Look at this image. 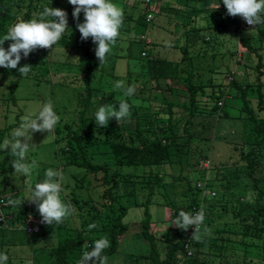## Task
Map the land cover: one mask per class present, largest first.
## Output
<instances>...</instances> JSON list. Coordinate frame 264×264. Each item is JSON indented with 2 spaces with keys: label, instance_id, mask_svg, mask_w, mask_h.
<instances>
[{
  "label": "trees",
  "instance_id": "obj_1",
  "mask_svg": "<svg viewBox=\"0 0 264 264\" xmlns=\"http://www.w3.org/2000/svg\"><path fill=\"white\" fill-rule=\"evenodd\" d=\"M111 2L115 4V0ZM155 3V0H146L144 7H139L137 17L124 16L122 27L130 20L135 24V29L149 27L156 20V15L176 17L180 22L177 24V34L182 33L181 38L186 40L185 44L176 45L182 54L179 62L182 65L193 60L191 50L197 48L199 34L207 31L220 36L233 31L239 42L238 52L244 58L247 78L243 80L238 71L230 81L229 71L225 75L218 71L217 74L224 75L222 78L203 81L202 77L196 76L197 71L193 70V74L186 70L182 76L170 77L171 82L164 87L159 82H151L150 90L143 92L151 96V93L159 91L162 98L155 104L151 98L143 99L149 103L148 111L140 112L144 107L134 101L135 94L125 98L131 106L134 127L124 121L118 124L113 118L107 127L97 128L94 121L97 110L90 109V104L94 100L93 84L96 74L104 63L99 64L93 53L95 43L92 38L81 40L76 24L84 21V15H80L77 21L72 16L73 10L65 2L59 4L55 0H0V38L13 24L31 19L39 20L44 7H53L67 13L69 29L63 34L65 36L60 40L61 45H73L80 51L84 97L80 101L77 126H65L68 143L62 154L68 166L83 168L88 175L94 176L100 182L99 187L103 188V193L99 198L82 194L84 184L78 185L75 193L66 199L61 191L60 198L63 202L71 198L70 202L75 209L73 219L82 218V223L81 226H73L71 216L63 224L57 225L58 245L49 252L48 264H77L83 251H90L93 242L102 237H107L111 244L103 255L107 260L114 256L129 236L130 226L125 222L129 206L144 208V219L140 223L141 234L148 242L150 252L142 258L127 255L126 259L143 261L146 258V264H264V23L255 25L252 29L243 27L239 18L227 14L222 0H186L184 7L169 5L168 8H158ZM198 5H202V8L194 10ZM152 28L155 29L153 26ZM141 40L147 45L151 44L144 36ZM216 41L218 42L217 39ZM10 43L11 41H5L3 47L7 49ZM209 46L211 44H206L204 48L208 49ZM47 51L48 49L38 48L26 58L22 54L21 61L12 72L17 78L15 87L19 79L30 78L42 82L50 76ZM215 56L216 53L212 54L213 58ZM143 57H149L147 50L142 51ZM249 59L254 60V65L246 62ZM24 65L32 66L27 77L20 75L18 71ZM136 77L140 78L132 73L126 76L125 86H134L132 80ZM209 87L212 90L207 92ZM179 88L182 89L180 93ZM14 89L11 90L12 96ZM139 89L136 88V91ZM166 92L170 94L166 95ZM201 96L207 101L201 103ZM227 96L231 99L227 100ZM104 98L97 102L100 107H111L110 100L116 101L114 105L120 101L115 94L110 99ZM13 99L15 101L14 96ZM222 101H225V106L220 108L219 103ZM232 101L239 104L235 120L240 122L241 127L239 133L221 135L224 121L233 118L225 110ZM157 120L159 123H156ZM1 136L0 132V145ZM161 146L165 158L159 165L162 171H156L153 160ZM122 148L148 156L141 174L135 171L125 172L130 157L117 156L116 149ZM101 156L103 159H98ZM183 169L195 173L197 181H203L204 184L194 188V179H188L187 175L180 176V180L188 183V192L192 196L184 206H178L170 199L163 205L168 209L167 221L164 223L169 229L164 252L152 232L155 223L151 206L157 203L154 198L158 190L174 186L175 172ZM45 170L44 167L38 172L35 184L43 181ZM0 184L4 191L0 190L7 199L21 197L20 193L9 190L8 180L1 181ZM64 188L67 191L70 189L68 185L62 184V190ZM198 192L205 193L204 201L198 200ZM249 194H252L254 203L246 202ZM195 207L204 209V228L200 232V242L195 241L192 247L193 256H188V253L182 254V251L190 243L192 227L184 231L175 227L172 221L181 210L193 214ZM6 209L11 215L10 227L0 232L11 231L16 227L22 229L23 224H32L30 218L34 217V224L41 228V233L36 235L33 243L45 236L46 224L41 223L42 218L36 206L27 208L7 204ZM91 223H95L97 227L89 230L88 225ZM205 228L207 232L204 231ZM85 242L89 245L88 249L82 247Z\"/></svg>",
  "mask_w": 264,
  "mask_h": 264
},
{
  "label": "rangeland",
  "instance_id": "obj_2",
  "mask_svg": "<svg viewBox=\"0 0 264 264\" xmlns=\"http://www.w3.org/2000/svg\"><path fill=\"white\" fill-rule=\"evenodd\" d=\"M55 1L59 4L65 2L70 9L74 10V6L69 4L68 0ZM145 1L115 0V5L123 10V18L124 16L137 17L139 13L138 9L139 7H144L143 3ZM155 2L158 8L161 6V8H168L169 5L170 7H184L186 0H155ZM200 8H202V5L196 6L194 10ZM80 15H83V12ZM156 16V20L149 27L135 29V24L132 20L127 22L124 28L121 26L116 44L112 46L111 52L107 54L104 66L96 74V81L93 84L95 95L94 100L90 104V109L98 110L100 103L98 104L97 102L105 99L104 97L110 99L114 94L119 100L125 99L126 97L123 96L122 91L114 88V84L120 80L126 84L125 77L131 73L140 76L139 79L136 77L132 80L133 85L141 89V92H139L140 89L135 92L134 99L137 104L144 107L140 112L148 111L147 107L149 103L148 101H143V99L147 100L151 98L155 104V102L160 101L162 98V94L159 91L151 93V96L143 92L150 90L152 86L151 82L154 81V84L159 82L164 87L171 82L170 77L176 75L182 76L183 71L186 70L193 74V70L197 71L196 76L202 77L203 81H216L217 78H222L228 71L230 72V68H236L243 80L247 78L248 72L246 67L244 65H236L237 62L243 64L244 58L238 52L239 42L233 31L225 32L220 36L210 34L207 31L202 32L199 34L200 40L198 41L197 48L191 50L193 60L182 65L179 63L182 59V54L176 45L177 43L183 45L186 40L181 38L182 33L180 35L177 34L176 28L179 21L176 17L172 16ZM152 26L155 28L154 30H152ZM181 26L183 25L181 24ZM142 36L145 39L147 38V42L151 44L147 45L145 41L141 40ZM255 36H257V33H255ZM206 44H211V46L207 47L209 50L204 48ZM96 46L95 44L93 47L94 55ZM143 50L148 51L149 57L142 58ZM214 53H216L215 58L212 57ZM47 57L50 61L51 74L42 82H38L35 79L23 78L17 81L15 87L14 82L17 78L12 73L13 69L9 70L0 67L1 145L5 139L10 138L11 131L19 126L22 117L37 112L42 108L44 103L51 101L53 110L60 118L59 122L49 135L48 132L31 133L32 138L28 141L30 145L34 146L30 147L29 152L26 154L25 162L30 163L35 159L39 166L33 172L32 184L34 186L35 182H37L38 172H41L42 168H53L62 171L64 179L61 183L70 187L68 191L66 188L62 190L65 199L75 193L74 190L80 184H84L82 194H91L93 197L99 198L103 193V188L99 187L100 182L94 176L88 175L85 169L77 166H68L62 154L67 148L68 143L65 126L67 124L74 127L77 126L79 110L81 109L80 101L84 97V78L80 76V51L73 45L62 46L61 41H58L57 44L48 49ZM246 62L254 65L253 59H249ZM218 71L224 75L217 74ZM12 88H15L13 93L15 101L11 95ZM206 90L210 92L212 88L209 87ZM181 91L182 89L179 88L178 93ZM168 94L170 93L166 92V95ZM199 100L201 103L207 101L203 96ZM115 103V100H110L109 106ZM237 108H239L237 102L232 101L227 104L225 110H228L233 118L224 121L223 125L225 126L222 132H220L221 135L227 133L228 136H231V133L233 135L234 133H239L241 124L235 120V117L238 116ZM123 121L130 127L135 126L134 118L131 115L122 120L120 124ZM156 123H159V121L157 120ZM116 154L119 157L129 155L130 158L125 166V172L127 173L135 171L141 174L142 166L148 160L146 154L130 149H116ZM102 157L98 159L102 160ZM163 158H165V152L163 146H161V149L153 160V163L156 164V171H162L159 165ZM13 159L15 158L10 155V149L0 150V182L8 180L9 190H12L16 194L20 193L21 197L18 199L25 200L21 205L33 208L35 204L27 201L30 193L25 183L26 178L14 173V168L11 164ZM188 171V169L177 170L175 172L174 186L169 185L165 189L158 190L154 198L157 203L151 206V214L155 223L152 232L158 238L159 245L164 252L166 250L165 240L169 229L168 225L164 223L167 221L168 209L163 205L170 199L178 206H184L187 199L192 196L188 192V183L180 180V176L187 175L188 179H194L192 180L194 188L198 183L204 184L203 181H197L195 173ZM0 189L3 190L2 184H0ZM204 195V192L202 194L200 192L196 193V197H198L200 202L205 200ZM70 200L71 198L64 202L72 205ZM125 204H128V202L125 201ZM129 207V213L125 219V222L130 226L129 236L126 237V243L123 242L119 252L110 257L106 264H140V261L142 264H146V258L143 261H133L135 258L148 256L150 252L149 244L141 234L140 223L144 219V208ZM73 214L71 215L72 217L69 216L72 219L71 224L73 226H81L82 218L73 219ZM30 219L33 221L32 224L35 225V218L31 217ZM45 230V236L40 237L35 243H33V240L36 236L28 235L20 227H16L11 231L0 232V253L7 254L9 258L7 264H48L49 252L58 245L57 225L46 224ZM127 255L134 256L135 258L126 259Z\"/></svg>",
  "mask_w": 264,
  "mask_h": 264
},
{
  "label": "clouds",
  "instance_id": "obj_3",
  "mask_svg": "<svg viewBox=\"0 0 264 264\" xmlns=\"http://www.w3.org/2000/svg\"><path fill=\"white\" fill-rule=\"evenodd\" d=\"M222 2L228 15L240 16L250 26L264 23V0H222ZM68 3L74 6L72 16L77 21L83 12L84 21L76 24V28L81 34V40H87L91 37L93 43L97 45L95 55L99 64L105 63L107 54L111 52V48L116 44L119 36V29L123 23V10L113 4L111 0H68ZM39 17V20L31 19L13 24L0 38V67L9 70L16 69L22 54L26 58L38 48H52L69 29L67 13L62 9L44 7ZM5 41H11L7 49L3 47ZM239 65L244 64L239 63ZM31 70V65H24L18 69L20 75L24 77H27ZM114 88L121 90L124 97H131L136 92L134 86H125V82L122 80L116 81ZM130 108V104L125 99L119 101L118 108L116 105L99 107L95 112L94 119L97 128L107 127L113 118L119 124L131 115ZM59 119L53 110L51 101H48L37 112L22 117L19 126L11 131L10 138L5 139L0 145V150L10 149V155L15 158L11 161L14 173L26 178L25 183L30 193L27 201L35 204L42 218L41 223L47 225H61L75 211L71 204L63 202L60 198L61 182L64 179L63 173L57 169L47 168L43 181L33 186V172L39 166L35 159L30 163L25 161L30 147L34 146L28 142L32 138L31 133L48 132L49 135ZM251 196L252 194H249L246 197V202L254 203ZM24 201L8 199L7 204L20 207ZM204 219L203 207L195 215L181 210L172 224L184 231L193 227L194 233L191 239L200 242L201 235L199 233ZM96 227L95 223L88 225L89 230ZM204 231L207 232L208 230L205 228ZM110 246L107 237L95 240L90 251H83L77 264H106L107 258L103 252ZM82 247L88 249L89 245L85 242ZM8 259L7 254L0 253V264H7Z\"/></svg>",
  "mask_w": 264,
  "mask_h": 264
},
{
  "label": "built area",
  "instance_id": "obj_4",
  "mask_svg": "<svg viewBox=\"0 0 264 264\" xmlns=\"http://www.w3.org/2000/svg\"><path fill=\"white\" fill-rule=\"evenodd\" d=\"M235 18H239L241 20L242 25L245 28H253L255 26V25H252V26L248 25L246 23V21H244L243 18L240 17V16H236ZM151 19H152V16L150 15L149 16V20H151ZM236 73H238L237 69L236 68H231L230 76H229V80L230 81L233 80V76ZM230 98H231L230 96L226 97L227 100L230 99ZM224 104H225V101L224 102L223 101L220 102L219 103L220 108H223L225 106ZM201 186H202V184H200V183L197 184V187H201ZM212 195L215 196V194H212ZM7 201H8V199L5 197L3 192L0 190V230L7 229V228L10 227L9 225H10L11 215H10V212L8 211V209H6ZM199 210H200L199 207L193 208V215H195ZM21 228L24 231H26L30 236H36V235H39L41 233V228L39 226H37V225L26 223V224H23L21 226ZM203 228H204V222L201 225L200 232L203 230ZM193 233H194V228L192 227L191 233H190V243H188L186 245V247L182 251L183 252L182 254L188 253V256H193L194 252L192 250V247L195 244V240L191 239L192 236H193Z\"/></svg>",
  "mask_w": 264,
  "mask_h": 264
}]
</instances>
